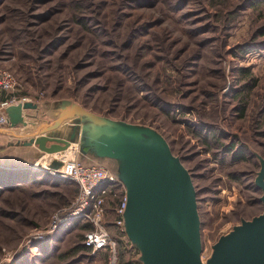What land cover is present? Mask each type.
Returning <instances> with one entry per match:
<instances>
[{
    "label": "rangeland",
    "instance_id": "374dc122",
    "mask_svg": "<svg viewBox=\"0 0 264 264\" xmlns=\"http://www.w3.org/2000/svg\"><path fill=\"white\" fill-rule=\"evenodd\" d=\"M0 68L17 84L7 94L48 107V120L68 99L161 134L191 173L203 257L263 211L264 0H0ZM48 175L0 176V264H106L82 248L84 222L53 230L78 187ZM121 198L103 219L118 263Z\"/></svg>",
    "mask_w": 264,
    "mask_h": 264
},
{
    "label": "water",
    "instance_id": "95a60500",
    "mask_svg": "<svg viewBox=\"0 0 264 264\" xmlns=\"http://www.w3.org/2000/svg\"><path fill=\"white\" fill-rule=\"evenodd\" d=\"M37 109L32 101L7 107L10 128L0 133L46 154L71 153L62 164L27 166L33 172L56 171L75 159L109 165L125 190L124 232L140 264H264L263 159L254 179L263 211L221 235L203 260L192 176L161 134L149 126L98 115L68 99L58 101L52 121L36 124V114L29 112ZM19 127L26 132L10 131Z\"/></svg>",
    "mask_w": 264,
    "mask_h": 264
},
{
    "label": "built area",
    "instance_id": "2783aa9c",
    "mask_svg": "<svg viewBox=\"0 0 264 264\" xmlns=\"http://www.w3.org/2000/svg\"><path fill=\"white\" fill-rule=\"evenodd\" d=\"M16 85L13 76L8 71L0 68V92H13ZM25 101L30 100L26 97L18 98L14 95L0 100V129L8 130L10 128L6 108ZM47 172L58 178L70 179L78 187V193L71 205L65 209L60 218L54 221L53 230L70 220H80L90 225V228L83 232L82 244L92 255L104 252L107 256L106 264H119L116 239L107 231L103 219L108 196L110 194L115 195L111 187L116 185L118 190L122 192V198L113 210L116 216L115 226L122 238L127 239L122 217L126 198L124 187L117 180L110 167L104 162H85L75 159L66 164L64 168L56 171L48 170ZM208 256L203 257L202 255V259L204 260Z\"/></svg>",
    "mask_w": 264,
    "mask_h": 264
},
{
    "label": "crops",
    "instance_id": "0c3cea01",
    "mask_svg": "<svg viewBox=\"0 0 264 264\" xmlns=\"http://www.w3.org/2000/svg\"><path fill=\"white\" fill-rule=\"evenodd\" d=\"M48 111H50L48 110V107L39 106L37 111H31L29 113L30 115L36 114L37 117L35 123L38 124L37 122L49 121L47 115ZM30 120L33 121V119ZM27 129H33V128L31 126H28ZM10 131H13L14 133L23 134L26 132V129L19 127V128L11 129ZM17 142L18 140L16 138L5 133H0V166L1 167H5L6 169H23L31 164L32 165L38 164L39 165L38 167L44 168L47 165H51L53 163L62 164L63 162H65L64 160L67 154H64L62 152L55 154H46L39 151L37 147L33 145L20 146L17 145ZM111 190L112 192L115 193V195L110 194L108 198L115 196L119 199L120 196L122 195V192L118 190V187L116 185L112 186ZM118 199L116 201L117 204L119 201ZM124 241L127 242L128 240L124 239ZM129 247H131L130 244Z\"/></svg>",
    "mask_w": 264,
    "mask_h": 264
},
{
    "label": "trees",
    "instance_id": "16d2710c",
    "mask_svg": "<svg viewBox=\"0 0 264 264\" xmlns=\"http://www.w3.org/2000/svg\"><path fill=\"white\" fill-rule=\"evenodd\" d=\"M10 96L11 95H8L7 92H4V91L0 92V100L9 98ZM18 170H20V169H6V168L3 169V168H1L0 169V176H2L3 177L2 179L6 180V181H12V180L13 181H15V180L16 181L17 180L22 181L23 180L22 177H25L24 179H26V176H28V175L32 176L31 177V179H32L38 173L42 174L45 179H48V177H49L48 173H46L44 171L43 172H33V171L28 170V169L24 170V171L23 170L18 171ZM15 176H19V178L15 179L16 178ZM105 225H106V227H112V226L114 227V225H112L111 222H109V223L107 222V224L105 223ZM86 226H87V224H86ZM87 229H88V227H87ZM129 244H130L129 241H127V242L123 241V243L121 242V244H120L121 245V252L119 255L121 256L120 257L121 260L119 261V264H140V262L136 259L138 257V251L132 247H129ZM81 246H82V248L87 249L83 244ZM124 249L127 250L128 253H131V259L128 261H122L123 255H121V254L125 252Z\"/></svg>",
    "mask_w": 264,
    "mask_h": 264
},
{
    "label": "bare ground",
    "instance_id": "6f19581e",
    "mask_svg": "<svg viewBox=\"0 0 264 264\" xmlns=\"http://www.w3.org/2000/svg\"><path fill=\"white\" fill-rule=\"evenodd\" d=\"M71 153H68L67 155H70Z\"/></svg>",
    "mask_w": 264,
    "mask_h": 264
}]
</instances>
